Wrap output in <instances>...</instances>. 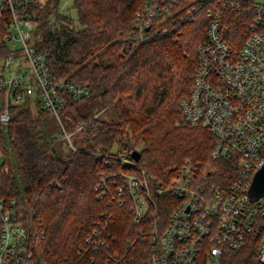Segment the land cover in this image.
Masks as SVG:
<instances>
[{"label":"trees","instance_id":"1","mask_svg":"<svg viewBox=\"0 0 264 264\" xmlns=\"http://www.w3.org/2000/svg\"><path fill=\"white\" fill-rule=\"evenodd\" d=\"M145 2L73 0L70 10L75 16L59 11V0L27 4L37 23L35 47L46 53L52 75L89 88L87 95L69 100L60 111L81 137L76 151L58 153L51 113L39 100L34 105H12L7 124H0L1 191L7 201L15 198L23 213L33 210L44 231L29 264H150L149 243L141 231L157 216L164 217L175 197L156 196L157 205L137 223L126 193L122 205L97 196L101 177L115 190L125 185L124 174L135 173L138 167L160 175L166 169L175 171L186 160H199L212 169L215 186L230 176L225 163L210 158L209 130L182 124L180 101L193 82L205 19L182 23L180 32L135 41L130 37L132 22ZM8 19L5 10L0 18V58L9 52L3 41ZM249 21L248 15L227 12L226 41L241 44ZM97 99L107 118L92 112ZM113 150H138L137 166L110 157ZM103 213L111 216L105 232L107 253L80 255L88 234L105 225ZM259 238V232L248 233L245 245L223 254L220 264H264L258 259Z\"/></svg>","mask_w":264,"mask_h":264},{"label":"built area","instance_id":"2","mask_svg":"<svg viewBox=\"0 0 264 264\" xmlns=\"http://www.w3.org/2000/svg\"><path fill=\"white\" fill-rule=\"evenodd\" d=\"M28 2L0 0V18L5 10L9 15L3 36L9 52L0 61V124H7L12 105H34L39 100L69 139L60 111L69 100L87 95L89 88L52 75L46 53L34 44L37 23L27 11ZM227 12L250 17L248 35L239 45L225 39ZM199 16L205 19V34L196 46L192 85L180 101L182 124L209 130L210 158L225 163L230 176L215 186L212 169L199 160H186L175 171L166 169L160 175L138 167L135 173H125V185L115 190L101 177L97 196L122 205L126 193L137 223L157 205L156 196L175 197V203L167 205V216H157L141 231L149 243L150 264H220L221 256L241 249L251 232L260 233L258 259L264 262V195L251 200L247 192L264 161V1L146 0L130 37L145 42L170 30L180 32L182 23ZM68 146L77 150L70 140ZM132 151L113 150L109 156L136 167ZM103 217L105 225L88 234L80 255L107 253L105 232L111 216ZM43 236L33 210L23 213L15 198L5 199L0 186V264H29Z\"/></svg>","mask_w":264,"mask_h":264},{"label":"rangeland","instance_id":"3","mask_svg":"<svg viewBox=\"0 0 264 264\" xmlns=\"http://www.w3.org/2000/svg\"><path fill=\"white\" fill-rule=\"evenodd\" d=\"M262 1H264V0H262ZM72 2H73V0H59V11L64 12V13L71 12L72 16H75V13L72 10H70V6H71ZM164 26H167V24H164ZM1 58H0V61H1ZM94 102H95L94 107L91 108L92 112H96L97 114H99L100 117L107 118L106 109H105V107L102 106L100 100L97 99ZM60 116H61V120L64 123V126L66 128V132L69 134V139L66 137V135L59 133L58 121L56 120V118L52 114L50 115V118L52 120L51 134L55 138V146L57 148L58 153L59 154H66L69 151V146H68L69 140L72 142V144L75 147H78V148L82 146V140H81L80 135L76 131L71 130V128L67 124V122H68L67 119L63 115H60ZM38 248H39V246H38Z\"/></svg>","mask_w":264,"mask_h":264},{"label":"water","instance_id":"4","mask_svg":"<svg viewBox=\"0 0 264 264\" xmlns=\"http://www.w3.org/2000/svg\"><path fill=\"white\" fill-rule=\"evenodd\" d=\"M140 152L138 150L132 151V157L138 159ZM248 196L251 200H256L264 195V161L262 165L254 172L249 187Z\"/></svg>","mask_w":264,"mask_h":264}]
</instances>
